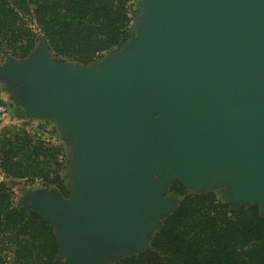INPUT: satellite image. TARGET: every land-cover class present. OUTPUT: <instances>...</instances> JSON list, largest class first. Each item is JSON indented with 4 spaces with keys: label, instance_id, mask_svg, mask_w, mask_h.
<instances>
[{
    "label": "water",
    "instance_id": "obj_1",
    "mask_svg": "<svg viewBox=\"0 0 264 264\" xmlns=\"http://www.w3.org/2000/svg\"><path fill=\"white\" fill-rule=\"evenodd\" d=\"M141 3L136 37L94 66L55 62L43 37L0 65L22 117L58 121L71 147L70 199L27 195L60 264L153 251L175 182L223 185L231 211L245 203L264 218V0Z\"/></svg>",
    "mask_w": 264,
    "mask_h": 264
},
{
    "label": "trees",
    "instance_id": "obj_2",
    "mask_svg": "<svg viewBox=\"0 0 264 264\" xmlns=\"http://www.w3.org/2000/svg\"><path fill=\"white\" fill-rule=\"evenodd\" d=\"M136 4L138 0H0V61L7 54L27 58L43 37L56 57L93 64L130 38ZM22 152L25 160L11 139H0L4 175L40 177L46 187L68 194L64 165L56 163L53 172L38 167L41 157L55 158L50 150L43 153L32 145L28 154ZM170 190L181 201L155 234L153 251L115 264H264V218L258 206L231 211L215 192L192 194L180 182ZM59 251L50 223L16 205L14 193L0 181V264H60Z\"/></svg>",
    "mask_w": 264,
    "mask_h": 264
},
{
    "label": "rangeland",
    "instance_id": "obj_3",
    "mask_svg": "<svg viewBox=\"0 0 264 264\" xmlns=\"http://www.w3.org/2000/svg\"><path fill=\"white\" fill-rule=\"evenodd\" d=\"M141 2L142 0H138L139 7L137 4L135 6V9L138 10L139 8V10H138V14L133 19L132 22L133 33L129 39L131 38L133 39L136 37L135 26L138 24L139 19L143 15ZM127 41H125L118 47L110 50L109 52L103 54L98 61L90 65H84L79 62L58 58L54 55L53 52H51V55L53 60L60 64L66 63L71 65L81 64L83 66H94L97 63L106 60L108 57H110V55L112 56L114 54H117L119 50H121V47L127 43ZM39 44L40 43H38V45ZM5 60L6 57L4 61L2 60L0 61V65L4 64ZM11 95L12 94L8 88L7 83L0 82V102L4 103L8 108L7 114L3 119L0 120V139H4V138L11 139V141L16 146L19 157L22 158L23 160H25V158L22 157L23 154L22 149H24V153L28 154L30 152V146L32 145L36 147H40L41 152L43 153H47L48 150H50L49 153H52L55 156V158L53 159L51 157L50 158L41 157L38 160L39 161L38 167L44 172L47 171L53 172L55 169L59 168V166L64 165L62 175L65 185L67 186L68 189V194L64 195L57 187H46V180L40 177L31 178L30 176H28L23 179H16V178L8 177L0 171V181L5 183L7 187L14 193L15 204L21 205L26 209L27 206L30 204V202L27 199V195L29 193L55 191L57 192V194H59V196L63 200L70 199V197L72 196L70 190L72 186L71 185L72 180L70 176V165H71L72 154H71V147L69 141L65 137L60 123L54 119L51 120L48 118H23L22 116L24 115V113L20 108L18 99L12 98ZM34 161H36V159ZM0 162H1V153H0ZM56 163H58L59 166ZM33 165H35V162ZM52 177L53 174L50 175L49 180L52 179ZM153 178L155 179L156 177L154 176ZM221 183L224 184L223 182ZM187 190L190 191L189 189ZM205 192H215L218 195L219 199L224 203L228 204L230 208H236L237 203H235V201L234 202L231 201L229 196L226 195L227 188L225 186L218 184V186H215ZM192 193L200 194L197 193V191H193ZM227 194L229 195V192ZM162 198L163 200L170 201L171 204L173 205V209H172L173 211L171 210L170 211L171 213L175 212L174 210L178 208L181 201V198L177 194L172 193L171 190L170 192L163 194ZM243 205H245V203H241V206ZM169 213L159 218V223L156 225V227L153 228V230L150 232L149 237L146 239L147 247H151V243L155 234L161 229L163 225V221L168 217ZM137 254H139V252ZM128 256L129 255H127V257ZM113 262H115V260L109 261L105 264H113Z\"/></svg>",
    "mask_w": 264,
    "mask_h": 264
},
{
    "label": "built area",
    "instance_id": "obj_4",
    "mask_svg": "<svg viewBox=\"0 0 264 264\" xmlns=\"http://www.w3.org/2000/svg\"><path fill=\"white\" fill-rule=\"evenodd\" d=\"M7 106L4 103L0 102V120L5 117L7 114Z\"/></svg>",
    "mask_w": 264,
    "mask_h": 264
}]
</instances>
